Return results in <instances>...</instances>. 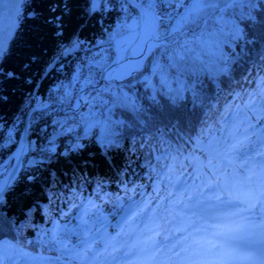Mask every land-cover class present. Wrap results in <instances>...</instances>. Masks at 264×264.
I'll return each instance as SVG.
<instances>
[{"label": "snow or ice", "instance_id": "6c2138e0", "mask_svg": "<svg viewBox=\"0 0 264 264\" xmlns=\"http://www.w3.org/2000/svg\"><path fill=\"white\" fill-rule=\"evenodd\" d=\"M34 3L0 0V65L20 38L23 18H42L52 28L58 54L40 79L54 71L58 77L39 97V83L30 72L39 57L21 64L22 72L29 73L23 83L32 88L29 112L37 115L23 130L14 123L0 133V149L18 144L8 161L12 170L0 167V234L19 230L8 215L5 193L22 182L17 174L23 158L36 151L30 129L40 121L39 135L46 144L39 152L48 157L60 137H68L69 150L76 151L86 138L107 149L141 135L155 196L148 201L129 196L126 205L118 196L122 215L113 226L117 231L100 238L89 227L87 217L98 209L89 200L90 209H84L78 224L57 222L43 233L47 239L41 237L39 246L54 256L25 251L18 237L0 239V264H264V75L258 76V92L249 93L243 107L226 103L216 112L214 125L219 127L205 123L195 136L188 135L190 124H172L169 134L167 126H157V115H148L149 109L161 107L186 109V100L193 108L204 105V80L228 75L242 55L235 52L247 35L241 25L258 23L264 38V0H85L84 15L100 25L99 35L82 39L86 25L79 24L66 41L65 18L72 15L68 0L62 6L50 4L48 17L33 11ZM20 78L0 66V92L4 83ZM236 97L241 98L239 93ZM7 99L0 94V102ZM17 132H22L19 140ZM186 143L195 148L187 149ZM222 206L228 210L221 211ZM21 212L27 215L23 207ZM173 221L177 226L170 230Z\"/></svg>", "mask_w": 264, "mask_h": 264}, {"label": "trees", "instance_id": "16d2710c", "mask_svg": "<svg viewBox=\"0 0 264 264\" xmlns=\"http://www.w3.org/2000/svg\"><path fill=\"white\" fill-rule=\"evenodd\" d=\"M84 2L85 0H68L72 15L70 18H65L67 20L65 41L73 31L77 30L79 24L86 25L80 33L82 39L91 40L99 35L100 25L95 19L89 20L84 15ZM53 3L62 6L63 0H35L32 10L41 17H48L52 15L49 5ZM23 11L26 12L27 9L23 8ZM59 11L58 8L57 13ZM111 22V20L105 21V23ZM21 27L22 33L19 40L14 43L10 54L0 65L6 71H15L21 77L19 80H9L3 84L0 94L6 95L8 99L7 102H0V122L4 125L0 128V133H5L6 129L14 123L18 129L22 130L24 127L25 117L30 107L27 97L32 88L23 83L29 78V73L22 72V63L32 55L39 57V62L33 64L30 70L33 82L39 83L36 93L39 97L45 96L58 77V73L54 71L47 78L40 79L47 62L58 54L57 41L53 38L52 28L45 24L42 18L27 17L23 18ZM241 27L247 35L245 41L241 42L242 46L238 45L235 52L242 55L231 64L228 75L220 76L216 81L204 80L205 104L193 108L186 100L184 102L187 103L186 109L181 107L169 111L161 107L155 112L149 109V116H158V127L164 129L167 126V131L171 134L174 131L171 125L182 122L184 125H191L188 128V135L195 136L205 123L214 128L219 127L214 125V121L218 119L216 112L222 110L226 103L234 104L236 100L243 102L247 98L255 86V74L264 75V38L258 23L242 24ZM237 93L240 94V99H237ZM149 103L145 101V107H148ZM160 103L163 106L166 102L161 100ZM31 106L35 107V103ZM35 115L37 114L33 113L31 117ZM42 125L43 121H40L34 125L33 129H30L28 138L35 141L36 151H30L24 159L23 167L17 177V180L22 182L18 183L14 191L5 194L8 215L19 230L10 231L6 236L0 234V239L15 240L18 237L23 248L32 253L57 254L39 246L41 237L47 239L43 233L53 228L57 222L60 224L67 222L70 226L78 224L79 213L89 208V200L104 209L107 206L116 205L118 196L123 197V201H127L129 196L137 201H148L155 196L152 190L154 181L148 179V169L144 159L147 149L140 147L141 135L134 134L132 137L121 140L119 146L107 149L102 148L94 139L86 138L79 141L84 147L76 151L69 150L68 137H60L56 141V152L48 157L39 152L41 143L46 144L38 131ZM48 132H51V128ZM214 134L219 135L218 132ZM15 135L19 140L21 132ZM71 143L74 144L76 141L73 139ZM16 145L0 149V161H4ZM185 147L191 150L195 148V144L186 143ZM65 152L66 155L62 154ZM29 157L37 160L36 163L26 166L25 162ZM31 174L35 175L33 180L25 179L26 175ZM132 187H136L135 193L128 190ZM21 192H26L27 196L22 198ZM153 201L156 200L152 199L151 204ZM26 206H31L33 210L29 213ZM22 207L27 215L22 214ZM65 213L68 215L65 216ZM26 241L33 243L27 244Z\"/></svg>", "mask_w": 264, "mask_h": 264}, {"label": "rangeland", "instance_id": "374dc122", "mask_svg": "<svg viewBox=\"0 0 264 264\" xmlns=\"http://www.w3.org/2000/svg\"><path fill=\"white\" fill-rule=\"evenodd\" d=\"M225 51H227V49H225ZM255 92H258V91H255ZM257 99L258 100L260 99L259 96H257ZM249 115H251L250 112H249ZM27 156L28 154L25 157ZM25 157L23 158V163H24ZM0 167L6 168L8 170L9 169L8 162L3 165L0 164ZM121 215L122 213L119 210V208L114 206V207H107L103 212L95 211L92 215L87 217V219L89 220V227H92L94 236L97 238H100L104 236L105 232L109 233L110 235L115 234L117 229L113 226L117 224ZM21 264L23 263L21 262Z\"/></svg>", "mask_w": 264, "mask_h": 264}, {"label": "water", "instance_id": "95a60500", "mask_svg": "<svg viewBox=\"0 0 264 264\" xmlns=\"http://www.w3.org/2000/svg\"><path fill=\"white\" fill-rule=\"evenodd\" d=\"M22 10H23V8H22ZM5 23H7V21H5ZM32 114H33V113H31V112H29V111L27 112V115H26V117H25V121H24V127H23V129L27 126V122L30 120V117H31ZM23 129H22V130H23ZM21 135H22V132H21ZM21 135H20V136H21ZM17 147H18V144L16 145L15 149L13 150V152H15V150H16ZM13 152H12V153H13ZM12 153H11V154H10L5 160H4V162H5L4 164H6V163L9 161V158L11 157ZM27 154H28V153H27ZM27 154H26V155H27ZM29 160H32V161L35 162L37 159L34 158V157H30V158L28 159V161H29ZM28 161L25 163L26 166H30V164L28 163ZM11 163H12V164H15V161L12 160ZM23 164H24V163H22V167H23ZM2 165H3V164H2ZM22 167H21V168H22ZM21 168H20L19 171H18L17 177H18V175H19V173H20V171H21ZM11 170H12V169L9 167V169H8L7 171H11ZM5 175H6V173H5ZM5 194H6V193H5ZM25 251H26V250H25ZM27 252H28V251H27ZM29 253H30V252H29Z\"/></svg>", "mask_w": 264, "mask_h": 264}, {"label": "bare ground", "instance_id": "6f19581e", "mask_svg": "<svg viewBox=\"0 0 264 264\" xmlns=\"http://www.w3.org/2000/svg\"><path fill=\"white\" fill-rule=\"evenodd\" d=\"M22 263H23V261H22Z\"/></svg>", "mask_w": 264, "mask_h": 264}]
</instances>
